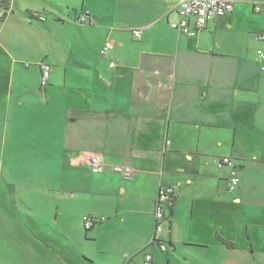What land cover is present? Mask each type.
<instances>
[{
  "label": "crops",
  "instance_id": "obj_1",
  "mask_svg": "<svg viewBox=\"0 0 264 264\" xmlns=\"http://www.w3.org/2000/svg\"><path fill=\"white\" fill-rule=\"evenodd\" d=\"M233 1L195 37L171 27L179 0H10L0 8L1 53L18 51L39 69V158L60 150L70 177L44 189L56 207L50 236L34 217L31 225L12 216L50 248L52 264H144L148 252L153 264H264V0ZM85 12L88 22H78ZM106 41L113 47L102 55ZM90 153L104 156L103 172L86 164ZM225 156L234 166L220 163ZM124 162L130 179L112 169ZM233 176L240 182L230 190ZM162 185L176 189L166 251L154 240ZM87 215L97 220L89 230Z\"/></svg>",
  "mask_w": 264,
  "mask_h": 264
},
{
  "label": "rangeland",
  "instance_id": "obj_2",
  "mask_svg": "<svg viewBox=\"0 0 264 264\" xmlns=\"http://www.w3.org/2000/svg\"><path fill=\"white\" fill-rule=\"evenodd\" d=\"M22 57L18 51L13 54L0 51V222L5 225L0 231V260L4 264H52L49 247H41V242L35 241L28 230L12 225V221L17 219L12 216H19L31 225L28 219L34 217L44 234L50 236L56 207L53 197L44 189L66 185V181L70 180L67 170L60 164V150L57 159L48 161L39 158V69L37 63L27 67L31 61ZM34 226L38 231L39 226Z\"/></svg>",
  "mask_w": 264,
  "mask_h": 264
},
{
  "label": "built area",
  "instance_id": "obj_3",
  "mask_svg": "<svg viewBox=\"0 0 264 264\" xmlns=\"http://www.w3.org/2000/svg\"><path fill=\"white\" fill-rule=\"evenodd\" d=\"M10 0H0V8ZM234 7L233 0H179L177 4L179 19L171 23V27L184 33L188 36L195 37L199 30L205 28L210 21L218 19L230 12ZM87 12L82 13L77 21L80 23H87L89 20ZM37 17L45 20V16L38 14ZM135 37L140 38L141 29L133 30ZM258 39L264 41V33L258 34ZM113 47L111 41H106L101 54L106 55ZM258 57L261 62V70L264 71V48L258 49ZM49 80L48 67L42 66V85H46ZM85 162L88 164L93 172H103L107 168V163L102 154L90 153L85 156ZM221 164L234 166L230 156H225L220 160ZM113 171L119 173L123 178L130 179L133 168L129 162L115 164L112 166ZM240 182L239 177L233 176L229 180V189L234 190L238 187ZM176 189L173 186L162 185L159 188L157 198L155 201V237L154 240L158 244L160 250L166 251L167 244L162 237L163 225L168 220L169 210L171 209ZM85 228L91 229L96 225L97 220L92 216L84 217ZM144 264H153V254L148 252L145 254Z\"/></svg>",
  "mask_w": 264,
  "mask_h": 264
},
{
  "label": "trees",
  "instance_id": "obj_4",
  "mask_svg": "<svg viewBox=\"0 0 264 264\" xmlns=\"http://www.w3.org/2000/svg\"><path fill=\"white\" fill-rule=\"evenodd\" d=\"M38 18V17H37ZM89 230V229H88ZM229 246H233V243L231 242H226Z\"/></svg>",
  "mask_w": 264,
  "mask_h": 264
}]
</instances>
